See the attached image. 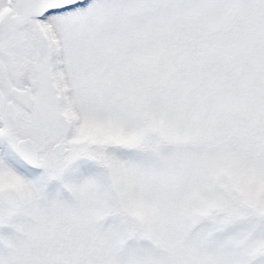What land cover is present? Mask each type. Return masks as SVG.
<instances>
[{
    "label": "snow or ice",
    "instance_id": "1",
    "mask_svg": "<svg viewBox=\"0 0 264 264\" xmlns=\"http://www.w3.org/2000/svg\"><path fill=\"white\" fill-rule=\"evenodd\" d=\"M0 264H264V0H0Z\"/></svg>",
    "mask_w": 264,
    "mask_h": 264
}]
</instances>
